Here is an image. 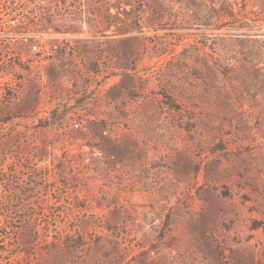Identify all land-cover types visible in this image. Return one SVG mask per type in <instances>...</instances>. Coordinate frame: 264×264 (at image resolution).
Masks as SVG:
<instances>
[{"label": "rangeland", "instance_id": "374dc122", "mask_svg": "<svg viewBox=\"0 0 264 264\" xmlns=\"http://www.w3.org/2000/svg\"><path fill=\"white\" fill-rule=\"evenodd\" d=\"M0 264H264V0H0Z\"/></svg>", "mask_w": 264, "mask_h": 264}]
</instances>
